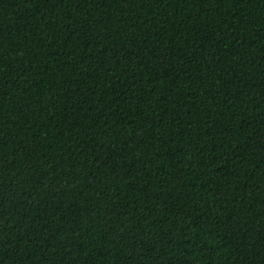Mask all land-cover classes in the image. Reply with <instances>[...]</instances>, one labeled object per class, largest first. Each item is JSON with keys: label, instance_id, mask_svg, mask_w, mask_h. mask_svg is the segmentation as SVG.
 <instances>
[{"label": "trees", "instance_id": "16d2710c", "mask_svg": "<svg viewBox=\"0 0 264 264\" xmlns=\"http://www.w3.org/2000/svg\"><path fill=\"white\" fill-rule=\"evenodd\" d=\"M0 264H264V0H0Z\"/></svg>", "mask_w": 264, "mask_h": 264}]
</instances>
